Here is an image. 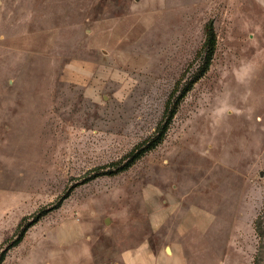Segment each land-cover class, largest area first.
Masks as SVG:
<instances>
[{
  "label": "rangeland",
  "instance_id": "obj_1",
  "mask_svg": "<svg viewBox=\"0 0 264 264\" xmlns=\"http://www.w3.org/2000/svg\"><path fill=\"white\" fill-rule=\"evenodd\" d=\"M208 22L211 65L161 144L91 179L155 135ZM3 251L0 264H264V0H0Z\"/></svg>",
  "mask_w": 264,
  "mask_h": 264
},
{
  "label": "trees",
  "instance_id": "obj_2",
  "mask_svg": "<svg viewBox=\"0 0 264 264\" xmlns=\"http://www.w3.org/2000/svg\"><path fill=\"white\" fill-rule=\"evenodd\" d=\"M215 50H216V34L212 22H208L205 26V40L203 42L200 51L198 52V55L202 58V61L200 65L196 68L195 73H193L186 81H183L185 77V74L183 73V75L181 76L182 78H180L178 82H176L173 90L169 94V97L165 103L162 118L159 124L157 125L155 135L152 138L144 141L143 143L133 148L126 155L123 161L113 164L114 167L113 171L111 170L109 172H105V174L96 173L94 176H92L91 179L99 177L101 175L114 176L119 173H122L128 170L136 161L141 159L145 154L151 152L161 144L178 110L180 103L186 97V95L191 91V89L198 82V80L208 72ZM52 209H53L52 207L41 209L33 217L31 222L26 224L24 227L22 226L23 222H21L17 227L19 233L16 236V240L12 242L10 247H14L17 244H19L23 239L27 229L34 223L38 222L42 217L47 215ZM5 253L6 251H3L0 254V263L4 260Z\"/></svg>",
  "mask_w": 264,
  "mask_h": 264
}]
</instances>
